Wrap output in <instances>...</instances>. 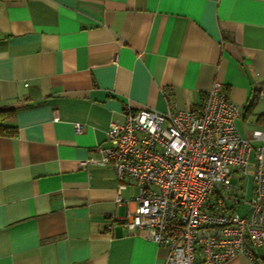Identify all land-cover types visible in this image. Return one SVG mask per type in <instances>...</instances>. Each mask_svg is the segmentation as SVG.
I'll return each mask as SVG.
<instances>
[{
	"label": "crops",
	"instance_id": "0c3cea01",
	"mask_svg": "<svg viewBox=\"0 0 264 264\" xmlns=\"http://www.w3.org/2000/svg\"><path fill=\"white\" fill-rule=\"evenodd\" d=\"M215 84L264 131V0H0V264H165L100 150L126 108L196 111Z\"/></svg>",
	"mask_w": 264,
	"mask_h": 264
},
{
	"label": "built area",
	"instance_id": "2783aa9c",
	"mask_svg": "<svg viewBox=\"0 0 264 264\" xmlns=\"http://www.w3.org/2000/svg\"><path fill=\"white\" fill-rule=\"evenodd\" d=\"M241 112L215 84L196 111L126 108L124 121L110 124L99 163L115 174L117 206L134 190L136 207L123 227L166 248L165 264H223L236 256L264 264L254 254L264 249V131L254 127L242 137Z\"/></svg>",
	"mask_w": 264,
	"mask_h": 264
},
{
	"label": "trees",
	"instance_id": "16d2710c",
	"mask_svg": "<svg viewBox=\"0 0 264 264\" xmlns=\"http://www.w3.org/2000/svg\"><path fill=\"white\" fill-rule=\"evenodd\" d=\"M14 134V131L11 130L10 128L3 126L2 124H0V135L3 136H12ZM262 262H264V259H261Z\"/></svg>",
	"mask_w": 264,
	"mask_h": 264
},
{
	"label": "rangeland",
	"instance_id": "374dc122",
	"mask_svg": "<svg viewBox=\"0 0 264 264\" xmlns=\"http://www.w3.org/2000/svg\"><path fill=\"white\" fill-rule=\"evenodd\" d=\"M238 211V213H240V214H242V212H243V210L242 209H238L237 210ZM254 251H256V253H258V254H264V250H254Z\"/></svg>",
	"mask_w": 264,
	"mask_h": 264
}]
</instances>
